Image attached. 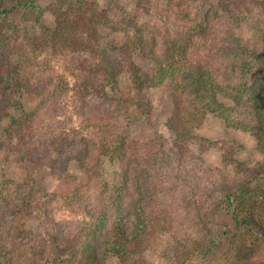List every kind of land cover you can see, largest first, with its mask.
Here are the masks:
<instances>
[{
    "label": "trees",
    "instance_id": "1",
    "mask_svg": "<svg viewBox=\"0 0 264 264\" xmlns=\"http://www.w3.org/2000/svg\"><path fill=\"white\" fill-rule=\"evenodd\" d=\"M43 1L0 0V121H7L5 134L8 139L19 141L20 159L31 158L42 144L45 138L42 135L47 129L38 125L41 111L53 108L51 101L70 92L67 80L47 69L45 56L71 52L81 59L72 61L70 72L81 80L80 90L92 96V102L95 100L96 117L93 122L88 120L82 129L96 133L94 150L97 154L92 157L86 142L81 140L80 151L73 157L80 175L71 174L66 162L56 164L60 170V195L65 205L83 220L77 232L52 240L50 258L45 264H105L109 259L118 264H145L144 253L161 233L171 232V225L165 222L168 213L157 214L147 208L143 183L135 181L136 195L133 196L129 194L130 177H124L119 186H111L106 181L101 182L100 189L93 186L101 179L104 159L123 160L127 155L129 145L127 138L119 133L120 119L133 110L142 111L149 119L152 106L141 94L166 83L172 87L173 107L167 130L179 157L184 156L194 139L192 126H201L209 116L221 121L226 129L253 133L261 162L250 179L223 191V198L217 200L213 212L229 213L238 229L250 230L264 239V26L260 27L258 38L263 47L256 49L227 29L222 33L218 31L212 39L214 32L222 28L217 19L211 21L207 15L191 18L188 13L178 14L196 3L199 8H209L216 3L229 22L238 23L233 10H239L243 2L164 0L165 5L152 9L150 0H108L109 7H103L99 0H56L46 5ZM253 4L264 15V0H253ZM113 8L118 18L111 13ZM145 11L154 16L152 27L146 28L141 23ZM156 12L161 14L158 16ZM20 14L28 22V16L33 17L39 35L36 30L29 32L20 24L17 18ZM47 15L50 23L45 22ZM115 25L120 36L117 40H109L105 31ZM207 40H211L210 45L201 46L208 53L203 51L205 56H195L193 51L192 55L193 47ZM226 41L230 45L223 46L217 53L224 54L227 63L221 66L237 77L235 82L224 75L218 80L215 76V71L221 69L212 52L216 44ZM138 61L153 66L151 72H145L148 67L143 68ZM123 78L129 81V91L136 93L135 97L122 93ZM27 94H34L40 100L33 111L14 101ZM10 101L13 102L12 110L6 112ZM74 145V139L64 134L54 141V147L46 150L49 153L52 150L55 155L57 147L72 149ZM172 146L162 143L160 150H170ZM158 156L151 154L148 162H141L135 153L131 165L134 176L143 165L153 166ZM238 166L242 168L241 163ZM126 198L137 217L131 232L123 224ZM24 234L18 238H26ZM174 240L172 252L177 264L205 259L213 253L214 243L207 249L198 238L190 235L174 237ZM250 245L235 235L227 259L233 264H242L250 254ZM27 249L20 250L16 257L14 250L0 243V264H13L14 260L23 264L32 250Z\"/></svg>",
    "mask_w": 264,
    "mask_h": 264
},
{
    "label": "rangeland",
    "instance_id": "2",
    "mask_svg": "<svg viewBox=\"0 0 264 264\" xmlns=\"http://www.w3.org/2000/svg\"><path fill=\"white\" fill-rule=\"evenodd\" d=\"M55 1L44 0L43 4ZM107 1L99 0L103 7H109L111 2L108 4ZM240 1L243 4L239 10H233L238 23L229 22L227 16L217 9L216 3L209 8L208 6L199 8L196 3L190 5L188 9L179 11L178 14L188 13L191 18L207 15L211 21L217 19L222 28L214 32L212 39L218 35V31L222 33L221 31L227 29L233 31L234 35L249 46L260 49L263 42L258 38L260 27L264 26V15L253 4V0ZM150 3V8L158 9L160 4L165 5L166 2L150 0ZM112 6L111 4L110 7ZM110 11L116 18L119 17L114 8ZM146 12L142 14L141 23L146 28L152 27L154 16ZM155 14L159 16L161 13ZM17 18L29 32L36 30L37 35L40 34L33 17L28 16L29 22L24 20L21 14ZM45 19V22L50 23L49 15ZM105 34H108L106 37L108 36L109 40H117L120 36L116 25L107 29ZM210 43L211 40L198 42L193 47L192 55L194 51L195 56H205L203 51L205 53L208 51L202 49V46ZM229 45V41L219 42L212 52L221 69L215 71V76L218 80L220 75H224L235 82L237 77H233L228 68L221 66L227 63L224 54L217 53L223 46L227 48ZM45 58L47 69L53 75L64 77L70 92L51 101L50 106L53 108L48 107L46 111H41V122L38 125L42 129L43 127L47 129L43 132L42 136L45 138L43 142L41 141L42 144L31 158L20 159V154L17 153L19 141L8 139L5 134L7 121H0V243L14 250L16 257L20 250L26 251L27 247L29 250L32 249L25 260L23 259V264H45V260L50 258L49 246L52 240L61 235L77 232L83 220L80 214L65 205L60 195L58 189L60 170L56 164L59 162V166L66 162L71 174L80 175L73 157L80 151L81 140L86 142L91 156L97 157L94 150L96 133L82 129L88 120L93 122L96 117L93 105L95 100L92 102L90 99L92 96L89 97L86 91L80 90L81 80H77L70 72L72 61L81 58L67 51L50 54ZM113 59L117 60L115 57ZM138 62L143 68L148 67L144 69L145 72H151L153 66ZM126 79L122 80V93L133 98L137 94L129 91L131 85ZM171 93L170 83L145 90L141 97L151 103L149 119L138 110L127 112L126 116L120 119L119 133L127 138L129 145L127 155L123 160L104 159L100 171L101 179L94 182L93 186L100 189L103 181L111 186H119L123 184L124 177H130L129 194L136 195L134 183L141 182L146 189L147 208L157 214L162 211L168 213L165 222L171 225L169 230L171 232L161 233L144 253L145 264H177L172 252L175 245L174 237L179 239L188 235L198 238L206 248H211L212 243L214 246L210 256L187 264H233L227 259L226 254L235 235L240 236L241 241L247 245L251 244L250 254L242 264H264V239L250 230L238 229L229 213L213 212L217 200L223 198V191L226 188L233 189L250 179L254 175L253 170L261 162L262 158L256 151L253 133L226 129L221 121L209 116L201 126H192L194 139L189 143L184 156L179 157L177 149L172 146L171 133L167 130L173 113ZM14 101L23 103L28 111H33L40 104V100L34 94H27L24 98ZM11 103L13 102L10 101V107L6 112L12 110ZM64 134L74 139L75 145L72 149L57 147L55 155L52 150V153H49L46 149L54 147L52 146L54 141ZM162 143L172 148L170 150L166 148L161 152ZM135 153H138L141 162H148L151 154L159 155L157 158L159 160L152 163L151 167L143 165L135 177L131 167L135 161L133 158ZM239 163L242 164V168L238 166ZM125 201L127 204L123 224L125 229L131 232L135 228L137 217L129 206V199L126 198ZM22 233H25L26 238H18ZM13 264L20 262L14 260ZM105 264L118 263L109 259Z\"/></svg>",
    "mask_w": 264,
    "mask_h": 264
}]
</instances>
